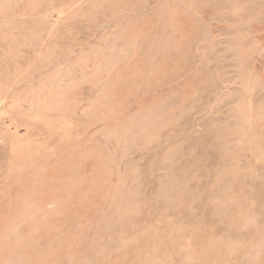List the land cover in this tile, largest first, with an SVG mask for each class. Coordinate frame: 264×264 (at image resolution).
I'll use <instances>...</instances> for the list:
<instances>
[{
	"label": "rangeland",
	"instance_id": "rangeland-1",
	"mask_svg": "<svg viewBox=\"0 0 264 264\" xmlns=\"http://www.w3.org/2000/svg\"><path fill=\"white\" fill-rule=\"evenodd\" d=\"M0 264H264V0H0Z\"/></svg>",
	"mask_w": 264,
	"mask_h": 264
}]
</instances>
